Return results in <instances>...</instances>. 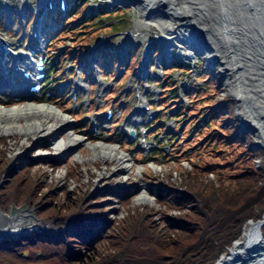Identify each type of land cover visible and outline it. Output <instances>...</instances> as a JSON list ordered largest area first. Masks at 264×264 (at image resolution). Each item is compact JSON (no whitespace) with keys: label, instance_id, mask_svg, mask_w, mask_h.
Segmentation results:
<instances>
[{"label":"rangeland","instance_id":"rangeland-1","mask_svg":"<svg viewBox=\"0 0 264 264\" xmlns=\"http://www.w3.org/2000/svg\"><path fill=\"white\" fill-rule=\"evenodd\" d=\"M1 1L2 0H0V2ZM7 1L12 2L13 0ZM110 3L114 4L112 8H110ZM121 5H130V8L123 9ZM94 7H97L96 10ZM116 10L122 11L123 19L118 20L116 15L113 14ZM123 10L125 11L123 12ZM162 12L167 14L165 10H162ZM70 13L71 14L64 19L66 23L64 29L60 30L58 34L52 38L50 42L52 47L47 55L50 59L59 55L57 61L58 70H68L71 67H73V69L78 67L79 58L74 57V51L82 50L85 45L95 44L97 39L101 36H109L110 34L102 32L99 36L92 37L97 31L103 28L106 29L112 24L120 22L127 23V27L111 35L113 37L112 42L118 48L123 44H127L129 39H133L134 42L142 44L136 55L140 60L151 38H153L156 43L164 39H168L169 42V38H171L177 42L178 46H181L180 48L175 47L173 54L175 55L178 52L179 55L177 57L183 63L176 61L171 66L164 67V69L148 67L149 71H156L160 79H154L153 83H147L146 79H139L137 77L135 74L136 68H131V63H133L134 59L131 57L132 60L130 58V64L123 69L124 72L119 78H116V73H113L112 77L108 75L105 76L104 81L109 84H104L103 86H107V91H102L99 87H96V90L94 89L90 93L89 98L85 95L83 98L73 99L72 101L70 93L65 94L63 98L56 96L53 100H48L46 91H42L39 96L41 97V103L52 105L61 111L59 102L62 101V104L66 107V109H62V111L69 117L71 125L67 132H62L63 134L57 135L59 140L63 137H67L68 133H71V131L80 129L79 133L83 137V143L78 144L76 149H71L68 152L59 154L60 152H56L52 144L51 137L36 140L32 136L26 137L20 134V132L0 134V141L5 137L4 141L6 142L3 144V147L8 150V155L12 157V159L15 161L34 160L35 162H40L41 165H45L42 163L45 159L47 160V156L57 155L64 161L70 156V161L60 165L56 170H53L49 165L46 168L45 175L51 176L49 177L50 179L48 178L49 192L62 191L64 189L74 191L76 189L77 185L74 179L71 185L66 184V176L68 174L66 165L75 164L80 167V171L83 174L81 183L83 187L85 185L88 187L91 186L90 193L96 192L104 197L106 194L112 195V191L128 192L129 195L126 200L129 204L127 205L124 203V205H127L125 207L120 206L118 198H112L114 204L111 205L107 203V200L99 202L106 206V213L110 212L111 214H109L114 217L123 218L124 216H129V214L134 213L135 210H138L134 216L145 221L144 216H147L149 213L144 214L143 211L146 208H152L150 214L154 213V215L151 217L148 215L147 217L150 221H154L155 224L160 223L163 207L160 206V200L157 199L154 192H157V187H159V185H165L163 181H165L168 174H170V180L173 182L180 181L181 179L190 180L188 179L189 174H195L193 181H196L202 176L198 174H206L205 177H207V181L216 183L219 179L217 178V171H220V175L228 179L240 180L241 172L236 165H242L240 159L243 153L250 154L248 149L241 145H223L222 147V145L219 144L216 145V149H221L224 153L215 152L213 150L207 152L212 142L211 137L214 135L208 132L200 133V130L204 131L208 123H210L215 116L209 113L207 110L208 108H203L198 113L191 112L196 109L200 102H204V100L201 99L208 95L214 97V103H219L224 99L225 101L227 99H233L236 102V106H238L239 101L235 98V92L233 90L236 88H233V83H231V79L233 80V78L230 75V77H227V73L223 66L219 64L218 61H213L214 57L210 56L206 50L202 48H190V44L179 43L180 38H178L176 34H171L169 32V30H176L178 27V32L180 34V32L183 31L180 27V25L184 24L183 22L179 20L176 22L172 21L170 18L163 17L160 14L152 18L150 16L147 18L146 15L144 17L142 9L138 7L137 4L135 5V3L126 0H120L119 2H115L114 0H78L76 8H73ZM84 15L85 17H83ZM100 17L102 18L99 19ZM79 18L81 20L77 21ZM75 21L77 22L76 25L73 23ZM216 22L219 23L218 20H216ZM24 24H26V26L29 25V32V29L33 25V21H31V23H26L25 21ZM17 27L18 26H16L14 30H16ZM13 35L15 34H4L3 39L10 42H17L16 40L21 37L22 32L18 33L16 40L11 37ZM103 47L104 44L98 46V48ZM67 50H69L68 54ZM190 52L194 55H192L193 57L191 56L192 59L183 56ZM59 61H63V69L60 68ZM178 63L180 64L176 65ZM207 63L216 72V80H218L221 85L220 92L214 84V80L212 79L214 77L212 75L206 76L202 72V68ZM114 69L116 71L117 66H115ZM185 70H190V72L187 73ZM78 80L79 76L76 75L75 81ZM169 84L175 87L174 90L177 92L175 96L167 92L169 91ZM51 89L49 85L46 90ZM144 92L147 93L144 94ZM228 95L230 99L227 97ZM22 100L23 99L18 97L11 98L6 94L0 95V102L5 106H11L13 103L20 104ZM175 100H178V103L174 102ZM25 101L24 103L31 102L30 100ZM248 101L251 102L250 100ZM121 103H124V105L120 106ZM246 105L247 109H245L244 105L239 106L242 116L243 114H247L246 110L249 112L253 110L250 103H246ZM147 106L149 109L144 115L141 117L139 115L133 117L134 120L142 119L144 121L143 124L135 125L138 132L137 138L134 140L128 139V137L123 138L124 133H119V130L128 131V129H130L131 126L128 125L132 124L127 123L129 114L136 108L143 109L144 107L147 108ZM110 108L113 109L114 112L111 120L112 125H110L109 122L101 124V121L105 120L99 119V115L104 114L106 110ZM171 109H173V111ZM182 112L184 113V118H182L183 116H179ZM236 112L237 111H235V114ZM149 113L155 114L154 118L150 121L148 120ZM254 113H256V111H254ZM242 116H239L240 123L249 131L250 134L248 133V135H252L255 145H258L261 139L258 137L259 134L256 131L257 129ZM156 121L158 122L156 123ZM24 122L25 121L22 120V123ZM93 122L98 125L97 131L94 133L99 139L91 143L92 141L87 136V131L91 129ZM182 127L184 128L183 131ZM219 129L220 131L218 132H222L221 126ZM142 131L145 133H142ZM217 134L220 135V133ZM107 135L109 136L105 139ZM176 135L179 136L176 137ZM198 135H201L203 138H198ZM110 136L113 139L110 140ZM100 141H109L108 144L112 143L111 145H116L119 149L124 151L126 155H129L128 164L131 170L118 169L117 160H102L101 158L95 157L91 151V147L96 146L97 144L95 143H99ZM1 143L2 142H0V144ZM42 143L48 146L39 147ZM260 147H264V145ZM78 152L83 153L81 154ZM256 163L257 165L260 164L259 158L256 159ZM213 165H216V169L213 168ZM35 169H37L38 172L41 171L38 168ZM148 171L153 172L154 175L161 178L148 179L146 176ZM145 194L146 198H143L142 196ZM17 198H19V196ZM88 200L89 197L84 199V202ZM94 206L100 205L97 204ZM3 207L4 206H0V227L7 223L5 228L10 231H15L18 230L19 227L25 226L30 222L34 225L31 232L29 231L30 233H25L23 231L24 233L19 232L12 236L0 237V241L16 239L21 236H30L39 227L40 222L41 224H44L45 221L54 223L59 216L66 214L64 211H61L64 209H59L57 210L58 213L52 212L38 216L34 208L27 203L17 204L12 202L10 205L6 206V208ZM263 216L264 212L262 218ZM250 222L256 223L249 220L246 222L247 224L244 226V229H248ZM244 229L242 235L237 237L228 249V245L225 247L227 251L219 253L216 259L210 264H218L222 259H227L231 255L236 245L244 239L243 232L246 230ZM259 231L261 237H264V232H261V228ZM63 244L64 243H60L58 246L61 251L64 252ZM22 253H29L25 260L31 257V251L23 247L22 251L16 253L14 257H11L8 253H0V264L15 263L17 262L18 256ZM201 258L202 257L193 263L203 261ZM27 264L40 263L32 261Z\"/></svg>","mask_w":264,"mask_h":264},{"label":"trees","instance_id":"trees-1","mask_svg":"<svg viewBox=\"0 0 264 264\" xmlns=\"http://www.w3.org/2000/svg\"><path fill=\"white\" fill-rule=\"evenodd\" d=\"M113 14L118 20L123 19L122 11L116 10ZM125 27L127 23H115L97 31L92 37L99 36L102 32L114 34ZM90 46V44L85 45L80 51L88 50ZM136 59L134 57L131 68ZM202 72L206 76L214 77L212 79L220 92L221 85L216 80L215 71L204 65ZM170 87L172 86H169L167 92L175 95L174 88ZM227 97L229 98V95ZM201 100L204 102H200L191 112L198 113L203 108H208L209 113L215 116L204 131L200 130V133L208 132L214 135L211 137L212 142L207 152L213 150L224 153L221 149H216V145L221 144L223 147L234 144L245 146L250 154L243 153L240 159L242 167L236 165L241 172L240 180L228 179L217 171L219 179L216 183L207 181L206 174H198L202 176L197 177L196 181H193L195 174H189L188 179L191 181L181 179L173 182L168 174L166 181H163L166 193L157 195L159 204L163 207L159 224H155L147 217L154 215V213L150 214L152 208L143 211L144 214L149 213L144 216L145 221L134 216L138 210L123 218L114 217L110 212V214L106 213V206L99 202L107 200L111 205L114 204L112 198H118L120 206L125 207L129 204L126 200L128 192L112 191V195L106 194L104 197L96 192L90 193L91 187L84 192L86 185L83 187L81 184L83 174L80 167L75 164L66 165L68 173L66 184L71 185L74 179L76 189L49 192L48 183L51 176L35 169L43 165L35 161L12 159L8 155V150L3 147L6 142L3 137L0 141L2 142L0 144V206L6 208L12 202L27 203L34 208L38 216L58 213L59 209H64L61 211L66 214L59 216L54 223L40 222L39 227L30 236L1 240L0 253H8L14 257L23 247L31 251L29 259L25 260L29 253H22L13 264H27L32 261L40 264H210L213 262L219 253L226 252L231 243L242 235L246 222L262 219L264 147L255 146L252 135H248L249 131L242 126L239 117L235 114L232 99L214 103V97L208 95ZM182 115L183 112L179 116ZM220 126L223 133L218 132ZM198 138L203 137L198 135ZM258 158L259 165L256 163ZM69 159L70 156L65 161L49 157L42 164L56 170L60 165L70 161ZM213 168L216 169V165H213ZM178 183L181 188L176 187ZM88 197L89 200L84 202ZM97 204L101 207L94 206ZM254 224L251 223L249 227ZM262 231L264 232V225L261 227ZM60 243H64V252L58 246ZM200 257L203 261L193 263Z\"/></svg>","mask_w":264,"mask_h":264},{"label":"bare ground","instance_id":"bare-ground-1","mask_svg":"<svg viewBox=\"0 0 264 264\" xmlns=\"http://www.w3.org/2000/svg\"><path fill=\"white\" fill-rule=\"evenodd\" d=\"M126 1L137 4L142 9L144 17L146 15L147 18L149 16L152 18L160 14L172 21L179 20L184 23L180 25L183 30L180 34L178 27L176 30H169V32L176 34L180 38V43L190 44V48L206 50L210 56L214 57L213 61H218L223 66L227 77L233 78V80L231 79L233 88H236L233 90L235 98L240 104L236 106V102L232 99L234 110L237 111L236 116H242L239 106L244 105L247 109L246 103L252 105L253 110L251 112L246 110L247 114H243L242 117L257 129L259 134L257 135L261 139L258 145H264V0ZM162 10H165L167 14ZM8 46H13V44H8ZM61 65H63L62 62ZM38 98V94L32 95L30 98L22 100V103L11 106H5L0 102V134L20 132V134L26 137L32 136L36 140L51 137L52 144L56 152H60L59 154L76 149L78 144H82L83 137L79 133V129L71 131L67 137L59 140L57 135L69 130L70 119L63 111L52 105L41 103ZM25 100L31 102L24 103ZM59 104L64 108L62 102ZM22 120L25 122L22 123ZM87 136L92 141L91 143L97 140V136L92 130L87 131ZM108 143L101 141L95 143L97 145L91 147L93 155L102 160H117L118 169L131 170L128 164L129 155H126L116 145ZM45 146L48 145L42 143L39 147ZM78 153L82 154L83 152ZM47 157L62 161L57 155ZM30 161L34 160L26 162ZM47 167L48 165L45 164L38 169L41 170H39L40 172H46ZM146 176L148 179L161 178L150 171L146 173ZM90 187L85 186L84 192ZM176 187L181 188L180 183L176 184ZM160 193H166V188L162 185H159L157 192H154L156 196ZM142 197L146 198V194ZM3 222L5 223L4 219ZM6 224L0 227V237L12 236L23 231L30 233L34 225L30 222L19 227L18 230L10 231L5 228ZM259 229L258 223L248 227L244 232V239L236 245L231 255L217 263L264 264V237H261Z\"/></svg>","mask_w":264,"mask_h":264},{"label":"water","instance_id":"water-1","mask_svg":"<svg viewBox=\"0 0 264 264\" xmlns=\"http://www.w3.org/2000/svg\"><path fill=\"white\" fill-rule=\"evenodd\" d=\"M258 224H259V226L264 225V216H263V218L260 221H258ZM3 237H6V236H3Z\"/></svg>","mask_w":264,"mask_h":264}]
</instances>
